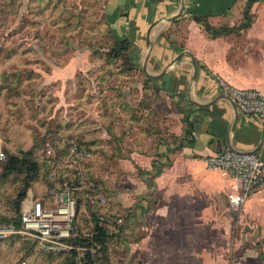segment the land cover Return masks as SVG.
<instances>
[{
    "label": "rangeland",
    "instance_id": "1",
    "mask_svg": "<svg viewBox=\"0 0 264 264\" xmlns=\"http://www.w3.org/2000/svg\"><path fill=\"white\" fill-rule=\"evenodd\" d=\"M48 1L0 0V264H84L86 247H74L70 238L54 249L14 222L25 202L55 207L70 192L77 224L88 232L91 207L81 202L79 209L82 193L75 195L85 190L104 197L102 205L123 219L108 225L115 236L96 264H176L172 252L191 246L200 264H239L254 238L235 234L236 218L226 219L230 204L215 199L210 209L201 196L193 212L172 222L194 234L159 236L167 226L149 211L160 197L135 191L160 146L174 149L189 138L185 100L160 89L143 69L126 70L125 59L109 56L105 0H52L40 14ZM76 143L83 148L80 162L72 149L68 154ZM23 154L40 170L18 213L24 173L2 174L10 155ZM229 229L236 232L227 237Z\"/></svg>",
    "mask_w": 264,
    "mask_h": 264
},
{
    "label": "crops",
    "instance_id": "2",
    "mask_svg": "<svg viewBox=\"0 0 264 264\" xmlns=\"http://www.w3.org/2000/svg\"><path fill=\"white\" fill-rule=\"evenodd\" d=\"M248 1L105 0V18L114 35L132 42V62L167 94L183 98L191 111L194 128L189 138L174 149L160 146L158 160L145 163L146 175L136 182L137 194L149 200L154 195L160 197L149 211L167 226L159 236L194 234L174 228L172 222L186 209L193 212L201 196L212 209L216 200L227 207L230 196L238 192L231 175L208 167L209 156L233 149L256 152L264 158V120L242 114L220 86L225 81L238 89L264 94V0L251 8V26L238 33L214 38L192 19L193 15L207 17L216 28L238 27L244 21ZM181 10V17L167 21ZM228 215L229 221L236 218L239 229L226 230L227 237L236 232L247 242L254 238L250 249L245 245L239 264H264V188L255 191L241 209L230 205ZM153 236L151 230L149 238ZM172 253L179 256L176 264H200L199 250L193 246Z\"/></svg>",
    "mask_w": 264,
    "mask_h": 264
},
{
    "label": "built area",
    "instance_id": "3",
    "mask_svg": "<svg viewBox=\"0 0 264 264\" xmlns=\"http://www.w3.org/2000/svg\"><path fill=\"white\" fill-rule=\"evenodd\" d=\"M223 94L237 109L246 116H258L264 120V94L256 89H238L225 81L220 82ZM72 153L80 157L77 145L71 147ZM212 170H220L231 175L237 182L238 192L230 196V205L241 209L251 195L264 188V158L256 152H240L233 149L220 151L207 158ZM99 201L105 205L106 199ZM76 215V202L72 195L62 198L55 207H46L43 200L37 199L24 203L21 212V230L53 244L62 245L73 235V222ZM107 225L123 223L119 217H101Z\"/></svg>",
    "mask_w": 264,
    "mask_h": 264
},
{
    "label": "trees",
    "instance_id": "4",
    "mask_svg": "<svg viewBox=\"0 0 264 264\" xmlns=\"http://www.w3.org/2000/svg\"><path fill=\"white\" fill-rule=\"evenodd\" d=\"M64 1V0H62ZM263 0H249L246 8L244 10V21L243 23L234 28L229 27H213L210 25L207 17H199L193 15L192 19L197 23L203 25L207 33H209L212 37H221L225 35H229L231 33H238L240 30L248 29L252 24V17L250 16L249 12L255 3H258ZM52 4V0L48 1V6H41L40 14L49 10V6ZM57 7V6H56ZM105 25L107 27V34L111 36L112 46L109 48V56L113 59H125L126 60V70H132L138 68L131 60V52H132V42L128 38L119 39L117 38L110 26V24L106 21ZM155 82V84L159 87L156 81L152 78H149ZM160 88V87H159ZM161 89V88H160ZM190 114L191 111L187 114V118L185 119L188 123V130L187 135L188 137L193 132V123L190 121ZM79 150H83L78 143ZM71 145L69 146L68 154H71ZM77 162H80L82 158L76 157ZM40 170L39 164L33 159L30 154H23V155H10L9 159L4 166V171L2 177L7 178L14 173H24V182L23 187L19 193L18 201L16 202V209L18 213L21 209V204L27 197V192L29 188L32 186V178L38 174ZM82 193V199L79 201V209L81 208V202L87 203L92 210L91 217L89 218V223L87 225L89 231L85 232L84 228L77 224V218L74 219V230L73 235L70 239V242L74 247H86L85 257H84V264H96L97 262V255L100 252L104 254L108 253L109 249V242L115 236L110 234L108 230V225L101 220V217H111L112 213L106 209V206H103L100 201V194L98 193H91L89 190H85L83 192H76ZM81 195V194H80ZM94 208L96 210L94 211ZM16 228H21V216L20 214L15 220ZM78 252L74 249L72 251V257H76Z\"/></svg>",
    "mask_w": 264,
    "mask_h": 264
},
{
    "label": "water",
    "instance_id": "5",
    "mask_svg": "<svg viewBox=\"0 0 264 264\" xmlns=\"http://www.w3.org/2000/svg\"><path fill=\"white\" fill-rule=\"evenodd\" d=\"M182 14H183V10H181V12H179V14H178L177 16H175V17H173V18H169L167 21H168V22L174 21L175 19L181 17ZM193 65H194V67H195V76H196V73H197V64H196L195 61L193 62ZM144 72L146 73L145 70H144ZM195 76H194V77H195Z\"/></svg>",
    "mask_w": 264,
    "mask_h": 264
}]
</instances>
